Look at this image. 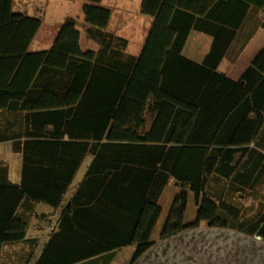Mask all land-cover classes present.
Masks as SVG:
<instances>
[{"label": "trees", "instance_id": "16d2710c", "mask_svg": "<svg viewBox=\"0 0 264 264\" xmlns=\"http://www.w3.org/2000/svg\"><path fill=\"white\" fill-rule=\"evenodd\" d=\"M14 1L0 0V144L22 155V180L11 183L0 159V254L26 239L23 204L59 209L87 157L86 176L36 264H109L128 246L137 261L153 245L171 181L180 191L162 239L206 222L264 240V212L242 222L207 196L213 181L229 194L264 184V49L238 80L219 71L264 0H142L154 23L139 56L108 31L112 12L95 5L83 14L97 51H83L69 18L50 50L31 52L42 21L14 13ZM192 31L213 37L201 64L183 54ZM147 111L154 119L143 133ZM190 194L198 211L187 225Z\"/></svg>", "mask_w": 264, "mask_h": 264}, {"label": "crops", "instance_id": "0c3cea01", "mask_svg": "<svg viewBox=\"0 0 264 264\" xmlns=\"http://www.w3.org/2000/svg\"><path fill=\"white\" fill-rule=\"evenodd\" d=\"M127 3H130V1H126V3H123V8L121 9L123 10V13H125V15L131 11L130 6ZM141 7L142 0L140 11L138 12L140 18L143 20V23L148 24V33L145 34L144 41L139 46L140 49H138V53H130L129 43L128 53L134 56H139L141 54L148 34L154 23L153 18L144 16L142 14ZM256 11L258 10L252 9L249 15H252ZM263 31L264 29H260L256 32V34L246 47V50L258 35L264 33ZM35 40L30 46V51L33 48ZM212 44L213 37L198 31H192L184 48L183 54L186 58L201 64L205 60L206 56L210 53ZM233 46H235V43L231 46V48ZM32 52L37 51L36 49H34V51ZM4 144L10 145L13 154L19 157L18 172L14 174L13 169L9 167L8 168L9 181L13 184L20 185L22 180V155L14 152L13 143H2L0 144V146ZM91 163V157L85 158L79 170L77 171L72 184L68 188L66 197L59 209L55 210L45 204H36L32 203L31 201H26L23 204V206L19 209L18 215L19 217H22L29 222V229L26 239L22 242L3 245L0 254V264L37 263L51 235L54 231L57 230V225L64 209L69 204V202L75 195L79 185L84 180ZM13 174L16 176H14ZM223 195L227 197L230 194L225 191ZM240 195L242 194L240 193ZM195 220L187 223L185 218V223L187 225H190ZM38 226L40 228H38ZM161 234L162 231L159 234H155V230L153 231L151 238L153 242L152 247L148 249L146 253H144L137 261H132L136 250L135 246L124 247L121 250L115 252L114 258L118 254H122L125 256L130 255L131 264H264V240L262 238L261 240H259L257 235L247 234L237 229H233L230 227H210L208 226V223L202 222L199 227L187 229L179 233L178 235H175L168 239H162ZM7 247L11 249L10 252H7ZM104 257H101V259ZM95 261H97V259H93L90 262L81 264H93V262ZM113 261L114 260L110 262L112 263Z\"/></svg>", "mask_w": 264, "mask_h": 264}, {"label": "rangeland", "instance_id": "374dc122", "mask_svg": "<svg viewBox=\"0 0 264 264\" xmlns=\"http://www.w3.org/2000/svg\"><path fill=\"white\" fill-rule=\"evenodd\" d=\"M126 1H130V3L127 4L130 6L131 11L125 15L121 9L123 8V3H126ZM86 5H95L110 10L113 17L108 31L115 35L127 38L130 43V53H138V49H140L139 46L143 43L145 34L148 33V24L143 23L138 12L140 11L141 0H102L100 3H94L92 0H15L13 11L14 13H21L25 16L38 18L42 21V26L36 36L31 52L34 51V49H36L37 52L51 49L64 22L69 18H73L77 21L78 29L82 36L81 46L83 51H97L99 48L98 45L89 40L87 36V26L83 14V9ZM263 20L264 9L258 10L250 16L246 28L240 33L238 40L235 42V46L230 49L226 59L222 62L219 70L220 72L228 73L226 75L232 79H239L248 69L255 58L264 49V33H261L246 50V47L256 32L261 29L260 23H262ZM252 32L255 33L253 37L248 40ZM247 40L248 42L245 44ZM145 119L147 125L143 130V133L148 132L151 128L154 113L152 111H147ZM259 141L261 144V151L264 152V128L259 137ZM0 157L5 165L13 169L14 174L18 172L19 157L13 154L10 145L4 144L0 146ZM223 189V182L213 181L208 187L207 196L219 205L222 204L236 209L242 222H247L252 219L255 220L264 212V184H261L255 190L247 189L245 192L241 193L242 195L232 193L227 197L223 195ZM179 191L180 189L173 181H171L170 185L166 188L160 202L163 208V213L155 229V234L161 233L167 220L169 209L174 201V197ZM197 208L198 206L195 196L190 194L186 211L187 223L195 220ZM224 216V218H227L226 215ZM38 228L40 227L38 226ZM6 250L7 252L11 251L9 247H7ZM112 260L114 261L112 263L110 262L111 264H131L130 255L125 256L118 254L115 258L113 255Z\"/></svg>", "mask_w": 264, "mask_h": 264}, {"label": "built area", "instance_id": "2783aa9c", "mask_svg": "<svg viewBox=\"0 0 264 264\" xmlns=\"http://www.w3.org/2000/svg\"><path fill=\"white\" fill-rule=\"evenodd\" d=\"M259 239H261V237L258 236Z\"/></svg>", "mask_w": 264, "mask_h": 264}]
</instances>
